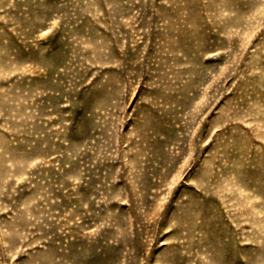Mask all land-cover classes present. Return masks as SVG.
<instances>
[{"label":"rangeland","instance_id":"1","mask_svg":"<svg viewBox=\"0 0 264 264\" xmlns=\"http://www.w3.org/2000/svg\"><path fill=\"white\" fill-rule=\"evenodd\" d=\"M0 264H264V0H0Z\"/></svg>","mask_w":264,"mask_h":264}]
</instances>
